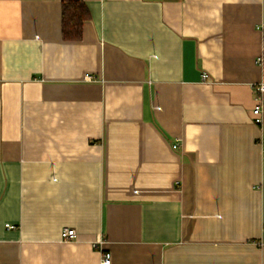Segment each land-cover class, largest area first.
Instances as JSON below:
<instances>
[{"label":"crops","instance_id":"0c3cea01","mask_svg":"<svg viewBox=\"0 0 264 264\" xmlns=\"http://www.w3.org/2000/svg\"><path fill=\"white\" fill-rule=\"evenodd\" d=\"M63 1L0 0V264H264V0Z\"/></svg>","mask_w":264,"mask_h":264},{"label":"trees","instance_id":"16d2710c","mask_svg":"<svg viewBox=\"0 0 264 264\" xmlns=\"http://www.w3.org/2000/svg\"><path fill=\"white\" fill-rule=\"evenodd\" d=\"M89 12L82 1H63L61 4V34L65 41H76L82 37L83 23Z\"/></svg>","mask_w":264,"mask_h":264},{"label":"built area","instance_id":"2783aa9c","mask_svg":"<svg viewBox=\"0 0 264 264\" xmlns=\"http://www.w3.org/2000/svg\"><path fill=\"white\" fill-rule=\"evenodd\" d=\"M208 76L203 75V80H207ZM255 104L251 110L252 121L256 125L262 123V111H264V82H260L255 86ZM7 228H13L12 226H6ZM75 237V231L72 229L64 228L60 232V238L62 241H70ZM102 242L98 241L95 244V248H99L101 263L110 264V254L101 248Z\"/></svg>","mask_w":264,"mask_h":264}]
</instances>
